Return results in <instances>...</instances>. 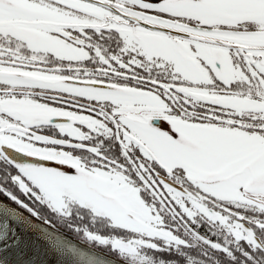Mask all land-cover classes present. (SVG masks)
<instances>
[{
	"label": "snow or ice",
	"instance_id": "6c2138e0",
	"mask_svg": "<svg viewBox=\"0 0 264 264\" xmlns=\"http://www.w3.org/2000/svg\"><path fill=\"white\" fill-rule=\"evenodd\" d=\"M106 3L111 5V8L98 5L92 0H85V3L79 7H74L72 3H66V0H54V3L53 0H0V37L4 35L5 18L8 12L18 16H45L53 20L62 15H74L76 19L72 27L65 29L61 24L53 34L61 39L75 42L77 47H87L91 53L92 44L88 39L89 29L97 33L115 32L122 38L119 54L105 55L99 46L94 49L95 56L103 64V67L98 69L102 78H91L90 76L84 78L77 75L71 82L80 85L81 88L106 89L111 92H121L129 98L139 97L133 99L132 103L139 109V114L143 116V124L122 118L123 111L116 110L121 107L119 104L102 101L96 96H81L76 92L61 93L71 94L85 102L90 100L93 104L104 102V107L86 106L85 108L89 113L85 115L93 116L101 123L94 128L83 125L96 133L114 137L120 146V151L117 156L113 157L100 151L99 148L90 149L94 151V157L90 161H85L83 166L69 160L49 158L58 156L61 147L67 152L71 146L61 145L55 140L37 138L34 135V125H26L22 119L5 110V103L14 94V88L26 85H13L8 79L0 76V86H7L6 88L0 87V120L7 119L13 125H20L19 128H6L4 133L17 136L18 140L25 141L24 148H27L29 144H36L43 149H57L56 152H46L40 155H32L30 151H24L32 156L43 158V162L50 165L40 169L48 184L55 185L63 182L83 185L105 184L114 181L121 188L133 185L132 189L122 194L127 197L130 192L131 196H135L138 190L145 199L158 197L163 200L171 212L182 210L185 213L184 209L172 198L169 187L166 186L185 191V184L188 183L184 177L186 169L178 165L172 169L171 176L184 178H170L168 168L163 167L161 162L154 159L148 150L143 148L142 144L133 137L142 139V133L143 135L155 134L156 137H161L163 141H166V143H161L156 140V144L160 148L168 154L185 156L188 165L193 169L220 170L227 164L235 166L239 163L237 149L240 142L225 131L226 128L234 126L235 113L227 103L212 99L193 98L186 90L176 87V85L193 86L194 82L185 80L181 72L166 75L164 79H156L152 75L153 69L159 71L175 66L165 59L167 52L165 54L154 53L149 59L148 54L143 51L144 44L132 33L140 32L144 42L161 50L164 46V37L160 35L161 33L167 34L168 38H183L188 42V47L192 52L197 53L196 59L211 74L214 83L210 87H215L222 96L228 95L237 81L225 84L216 75L212 64L208 62L211 56L208 53L203 55L199 53L197 43L193 42L195 37L192 33L205 30L212 32L216 28L228 29L237 34L264 31V17L258 20L239 19L234 23L231 22L232 18L228 17H225L224 20L217 19L221 11L264 9V0H248L247 3H240L239 0H106ZM92 4L97 7L89 9L88 5ZM65 31H70L72 37H66ZM8 35L13 34L8 32ZM75 37H79L80 40L87 37L88 43L81 44L80 40L74 39ZM15 38L20 39L19 37ZM234 38L238 39L239 35ZM21 43L22 45L27 44V41ZM247 52V48L241 49L239 45L229 48V53L233 56V64H236L239 59L244 60L241 69L247 80L241 78V82H250V89L264 94V55L253 53L252 56H247ZM177 54L179 55V53ZM257 62H260L259 65ZM215 63L219 68V62ZM141 70H144L143 75L140 74ZM121 83L128 84L129 89L139 87L143 91L136 93L115 87ZM56 91L60 92L59 89ZM149 104L165 106L163 111L167 113V116L144 107ZM169 117H179L180 121L187 120L190 123L182 125L180 121L169 119ZM229 117H232L233 120H230ZM154 120L155 123H153ZM79 125L80 123L77 121V126ZM216 125L220 127H216ZM252 127L264 134V128H260L259 125H252ZM130 133L133 135L130 136ZM90 135L91 133H89ZM72 139L75 143L80 138L72 137ZM192 139L199 140V148L190 153L187 149ZM4 145L21 151V147L13 143L0 142V146ZM260 151L264 153V147ZM64 168L68 169L67 173H71L72 169H75V174L65 175V171H54ZM84 168H87V172L84 171ZM23 172L25 173L24 170ZM27 177L29 176L27 175ZM21 180L24 184L20 183V185L26 193L50 203L45 196L44 183L41 179L35 176L30 178L31 186L23 179H19V182ZM193 187L199 188L198 185ZM185 203L191 207L190 201L185 200ZM156 210L158 209L154 210V214ZM246 240L256 248H264V244L255 238ZM216 247L220 246L216 245Z\"/></svg>",
	"mask_w": 264,
	"mask_h": 264
},
{
	"label": "rangeland",
	"instance_id": "374dc122",
	"mask_svg": "<svg viewBox=\"0 0 264 264\" xmlns=\"http://www.w3.org/2000/svg\"><path fill=\"white\" fill-rule=\"evenodd\" d=\"M92 2L111 8V5L106 3V0H92ZM240 3H247L248 0H239ZM54 3V0H53ZM66 3H72L74 7H79L85 3V0H66ZM97 5H88L89 9L96 8ZM67 12V10H64ZM225 17L232 18L231 22H235L239 19H255L258 20L264 17V9L255 8L251 10H234V11H221L217 19L224 20ZM74 15H62L57 19H49L45 16H18L11 12L6 15V23H9L4 27V35L0 37V48L8 47V43L15 37H19L21 40H25L32 43L34 50L37 51V55L40 53H52L60 58H77V52L72 48L73 46L63 43L59 36L54 35V31L61 24L64 28L73 25L75 20ZM227 22V21H225ZM20 30V31H19ZM23 30H27L30 34L22 33ZM8 32H12L13 35L9 36ZM194 33V32H193ZM197 43L198 51L201 55L208 53L211 59L208 61L215 67L216 54H223L222 63L224 67L230 68L239 66L242 64L239 60L236 64H233V56L228 59V48L233 45L245 46L250 48H262L254 50V53L258 55H264V31L248 32V33H233L231 31H203L198 34H193ZM35 34V36H33ZM140 32L133 34L137 39L141 40L144 44L143 51L148 54L151 59L152 54H168L165 55V59L170 61L175 67H171L173 72H177L179 68L183 69L182 76L185 79L191 80L193 76L199 73L208 72L207 68L200 64L196 59L197 53L192 52L188 47V42L181 37L168 38L167 34L161 33L164 37L163 50L154 48L143 41L142 38H138ZM239 35V38H234ZM186 49V50H185ZM179 53V55L177 54ZM207 59V57H206ZM176 63V65H175ZM260 62H257L259 65ZM19 74H24L26 71H17ZM34 74V73H32ZM6 79H14L22 81L15 77H5ZM40 79V76L38 77ZM43 84L48 85L54 89L60 91L72 93L76 92L80 95L96 96L97 99L102 101H111L112 104H119L121 107L116 109L122 110L124 115L122 118H126L130 121H137L139 124H143V116L139 114V109L132 103L133 99L139 97H125L121 92H111L106 89H92L81 88L62 82L61 77L53 76L46 78L42 77ZM116 88L122 90H128L136 93L143 91L141 88L129 89L126 84H117ZM39 92H41L39 90ZM44 92V91H43ZM42 93V92H41ZM30 101L29 97H22L21 104ZM101 101V102H102ZM104 103V102H103ZM238 109L246 107V104L237 103ZM146 109H151L158 112L160 115L167 116V113L163 111L161 105L149 104L144 106ZM83 114L81 119L88 127L94 128L97 124L101 123L93 116H87ZM169 119H175L180 121L179 117H169ZM182 125H187L190 122L187 120L180 121ZM71 128V125H67ZM216 127H220L216 125ZM73 130V129H71ZM136 129L134 128V132ZM225 131L229 136L239 141V147L237 149L239 163L235 166L232 164L225 165L220 170L209 171L206 168L193 169L186 161L185 156L179 154H168L162 148L156 144V140L161 143H166L163 138L152 135H142V139H137L138 143L142 144L143 148L148 150L151 156L160 161L163 167L168 168L169 175H171L172 169L178 165L186 169L185 173L187 177L193 182L194 185H198L199 188H191L194 194L181 193L180 191L169 187V191L172 198L179 204L185 211L177 210L179 214H186L193 216L198 213H203L206 217L213 221H219L223 226L231 229V218L227 215L221 214V211L214 213L211 210L217 209L215 207L216 201H228L236 205H248L254 206L257 209L264 210V179L261 174L264 173V153L260 151L264 147V136L259 133H249L244 128L239 129L236 127L226 128ZM76 134L81 137H87L88 132L83 130H74ZM130 136L133 134H129ZM199 148V140L192 139L191 144L188 146V152H195ZM76 164V163H75ZM85 172L87 170L84 169ZM25 172L30 177H38L44 183L45 196L52 200V206L54 208H62L67 201L72 200V196L78 195L83 200L92 201L96 203L95 212L104 216L108 221L117 227L136 233L132 238H128L127 242L131 245L128 248L133 256L135 251L143 246L158 247V241L163 240L165 243H177L179 237L171 229L166 227L163 214L160 210L166 213H171L170 209L163 200L158 197H154L158 202H149L143 196L136 191L135 196H131L130 192L127 195H123V192L133 188V185H127L126 188H121L116 185L115 182L105 184H83L76 185L72 183H58L55 185L48 184L43 178V174L40 169H27ZM65 175L75 174V169L71 173H64ZM175 179H177L175 177ZM202 189V191H201ZM210 194V195H209ZM61 197L63 199L58 200ZM183 198V199H181ZM185 200L190 201L191 207L185 203ZM46 201V200H45ZM49 203V202H48ZM221 202H217L219 204ZM50 204V203H49ZM51 205V204H50ZM158 209L155 211L154 210ZM218 210V209H217ZM237 237H242V233L237 229L234 231ZM117 239V238H116Z\"/></svg>",
	"mask_w": 264,
	"mask_h": 264
},
{
	"label": "flooded vegetation",
	"instance_id": "af4514ba",
	"mask_svg": "<svg viewBox=\"0 0 264 264\" xmlns=\"http://www.w3.org/2000/svg\"><path fill=\"white\" fill-rule=\"evenodd\" d=\"M8 24L9 23H6L5 26ZM72 26L73 25L67 26L65 29ZM215 30L230 31L223 28H216L213 31ZM88 31L90 34L88 39L92 44V53L87 47H77L75 42H70L69 39L60 38L63 43L73 46L72 48L78 54L77 58H60L52 53H40L37 55V51L34 50L32 43L27 42V44L22 45L21 42L25 40L21 39H14L8 43V47L4 46L3 48H0V76L19 78L22 81L14 79L8 80L13 85H26L14 88V94L11 96L10 100L5 103V110L12 112L19 119H22L26 125H34V135L37 138L43 140H55L61 145L71 146L67 152L61 147L58 156L49 158L69 160L81 166L84 165L85 161H90L94 157V151L92 150L96 148H99L100 151L107 153L109 156H116V139L88 129L90 127L87 128L85 126L86 124L81 120L84 113L89 114L85 110L86 106L104 107V103L99 102L98 104H93L90 100L85 102L84 100L75 98L71 94H61L67 92H57L56 89L49 87L48 85H39V83L43 84V76H46V78L57 76L62 78L63 83L80 87V85L71 82L77 75L84 78L89 76L91 78H102V74L98 69L102 68L103 64L99 58L95 56L94 49L96 46H99L104 51L105 55L119 54L122 47V38L115 32L97 33L92 29H89ZM22 33L30 34L27 30H23ZM135 33L136 32H133L132 35ZM198 33L199 32H194L193 34ZM33 36H35V34ZM65 36L72 37V33L70 31H65ZM138 38H142L141 33ZM74 39L80 40L79 37H75ZM80 42L81 44L88 43L87 37L80 40ZM239 47L241 49H248L247 56H252L254 50L262 49L245 46ZM255 54L258 55L257 53ZM223 57L222 53L220 55L216 54L215 62L218 61L220 67L217 68L215 64L213 69L215 70L216 75L223 80L225 84L237 81V83L230 89V94L222 96L215 87H210L214 81H212V76L208 70V72L199 73L189 80L194 82L193 86L176 85V87L186 90L193 98H198L200 100L212 99L214 101L227 103L235 113L233 127L239 129L244 128L249 133H259L264 136L261 131L252 127V125H259L260 128H264V94H260L254 89H250V82H241V78L247 80L244 71L241 69V66L244 63L243 59H239V61L242 62L241 65L230 68L228 66L224 67V64L221 62ZM231 57L232 55L229 53L228 48V59L230 60ZM18 70L26 72L24 74H19L17 72ZM182 71L183 69L181 68L177 70V72ZM173 73L175 72H173L171 67L159 71L156 69L152 70V75L156 79H164L166 75H171ZM140 74L143 75L144 70H141ZM145 74L147 75V73ZM39 76L40 79L38 78ZM0 87L6 88L7 86ZM39 90L42 93L39 92ZM22 97H29L30 101L21 104ZM239 102L246 104L247 106L238 109L237 103ZM229 119L233 120L232 117H229ZM77 121L80 123V127L77 126ZM67 125H71V128ZM13 127L19 128L20 125H13V123L7 119L0 120V142L13 143L16 146L21 147L22 151L21 152L8 145L0 146V196L49 224L58 226L61 229H63V227H61L62 225H66L68 230H76L80 234L87 235L88 238L92 239L95 243L109 244V246L115 250L131 248L127 239L132 238L133 236H122L117 239H111L110 237L91 233L89 227L96 225L95 220L105 218L95 212L96 203L83 200L76 195L72 196L71 201H67L62 208L58 209L52 206V200H55L53 197L51 201L49 200L51 197L47 198L50 201V205L48 201L37 199L24 191L21 187L24 182L22 180L19 182V179H23L25 183H29L31 186L30 178L32 177L26 172L24 173L23 170L41 168L18 167L8 159L7 153L19 152L32 156L46 152H56L57 149H43L39 148L36 144H29L27 145V148H24L23 145L26 144L25 141L18 140L17 136L5 135L4 129ZM75 129L83 130L85 133L88 132V138L76 134L74 132ZM65 133L67 135H64ZM89 133H91L90 136ZM72 137H79L80 139L74 143ZM24 151H30L32 155L24 153ZM84 169L87 170V168ZM62 171L68 172V169L64 168ZM27 175L30 178L27 177ZM169 176L170 178L175 179V177H172L171 175ZM184 177H186V180L188 181V183L185 184V191L176 190L181 193L194 194V192L190 190L191 188H194L193 182L187 177L186 173H184ZM184 177L177 179H183ZM261 177L264 179V173L261 174ZM61 199L63 198H58V200ZM217 202L221 203L216 204ZM216 203L214 205L218 210L212 209L211 211L216 213L220 210L221 214L228 215L232 219L230 225L232 226L235 224L236 227L232 226L231 229L226 227V229L234 238L237 240L255 238L259 242L261 241V236H264V210L257 209L254 206L242 204L236 205L228 201H216ZM240 208L243 210H239ZM198 214L205 216L203 213ZM261 215H263V217ZM236 229L243 234L242 237H237L234 233ZM67 232L69 233V231ZM134 234L137 235L136 233Z\"/></svg>",
	"mask_w": 264,
	"mask_h": 264
},
{
	"label": "trees",
	"instance_id": "16d2710c",
	"mask_svg": "<svg viewBox=\"0 0 264 264\" xmlns=\"http://www.w3.org/2000/svg\"><path fill=\"white\" fill-rule=\"evenodd\" d=\"M119 151L120 146L117 143L116 156ZM146 200L158 204L155 198H146ZM160 212L163 214L166 227L177 234L179 241L165 243L161 240L158 241V247L143 246L137 249L133 256L129 255L131 253L128 248L115 250L109 244L95 243L87 235L80 234L76 230H68L66 225L61 227L69 231L72 236L104 252L137 264H264V248H256L246 239L237 240L219 221L210 220L201 214L188 216L184 213L171 214L163 210ZM95 224L89 227L91 233L111 239L135 235L110 224L106 218L96 219ZM260 242L264 244V236H261ZM216 245L220 247L217 248Z\"/></svg>",
	"mask_w": 264,
	"mask_h": 264
},
{
	"label": "water",
	"instance_id": "95a60500",
	"mask_svg": "<svg viewBox=\"0 0 264 264\" xmlns=\"http://www.w3.org/2000/svg\"><path fill=\"white\" fill-rule=\"evenodd\" d=\"M7 157L21 168L50 166L43 158L19 152L7 153ZM0 264L137 263L104 252L0 196Z\"/></svg>",
	"mask_w": 264,
	"mask_h": 264
}]
</instances>
